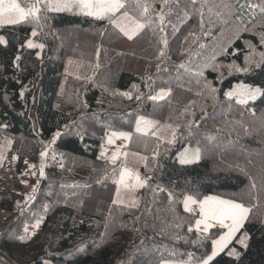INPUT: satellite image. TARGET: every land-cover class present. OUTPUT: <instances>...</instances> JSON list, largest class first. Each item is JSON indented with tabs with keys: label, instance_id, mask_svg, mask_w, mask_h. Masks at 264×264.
<instances>
[{
	"label": "trees",
	"instance_id": "trees-1",
	"mask_svg": "<svg viewBox=\"0 0 264 264\" xmlns=\"http://www.w3.org/2000/svg\"><path fill=\"white\" fill-rule=\"evenodd\" d=\"M223 2L230 11L214 7L221 0H170L163 9V0H147L152 22L132 40L107 20L75 12H46L39 25L0 27L6 41L0 44L2 253L29 264H160L188 260L191 252L190 264L200 263L222 229L198 240L205 234L197 233L183 199L216 195L255 207L210 264H264V92L246 104L225 95L236 83L264 89V66L232 74L227 67H244L253 47L256 59L264 52V13L248 7L262 0ZM128 10L143 22L139 9ZM28 40L44 47L28 48ZM161 89L171 92L157 101L147 98ZM139 117L160 127H150L148 135L136 132ZM110 130L131 133L126 164L147 181L136 189V206L133 200L112 203L125 157L114 165L101 156ZM186 145L199 147L198 161L177 160ZM26 162L35 168L29 176ZM243 233L247 248L235 242ZM231 248L239 259L228 255Z\"/></svg>",
	"mask_w": 264,
	"mask_h": 264
},
{
	"label": "snow or ice",
	"instance_id": "snow-or-ice-1",
	"mask_svg": "<svg viewBox=\"0 0 264 264\" xmlns=\"http://www.w3.org/2000/svg\"><path fill=\"white\" fill-rule=\"evenodd\" d=\"M170 3V0H163V5L167 6ZM191 3L195 5L197 0H191ZM132 6L134 9L140 10V17L144 18L143 22L140 19H137L133 16L128 10L129 7ZM214 7L220 8L223 7L230 11L231 5L228 3H224L221 0L220 5H214ZM248 7L250 9L259 8L261 13H264V0L260 5L249 4ZM151 5L147 3V0H0V27L8 26V25H19L22 23H32L35 22L39 25V22L46 12H75L76 14H82L87 17H91L95 20H107L110 24L114 25L119 29V31L127 37L128 40H132L135 35H137L141 29L145 27L146 24L151 23L152 21L148 17L149 10ZM209 12H212V7H209ZM217 16L222 15V13L217 12ZM201 17H203V12H201ZM46 18V16H44ZM157 18L160 22V31L163 32V24L165 20V14L163 12L157 13ZM201 28H203V19H201ZM32 36H36V29L33 28L31 32ZM6 41L3 36H0V44H4ZM161 43L167 46V40L162 39ZM261 43L264 44V36L261 38ZM26 46L28 48H43V44H34L31 40L26 42ZM200 47H204V45H200ZM225 49H221L223 52ZM165 52L163 50L160 51L159 56L163 57ZM97 57H99V49H97ZM255 48L253 47L248 56L245 57V66L240 67L235 63L228 65L229 74L233 72H250L253 71L254 68H261L264 66V52L259 53V59H256ZM17 60L20 57H16ZM71 63V62H70ZM96 67H99L97 64ZM159 65H157V69H159ZM178 67L184 68L185 65L181 64ZM223 67V66H222ZM149 79H151L149 77ZM135 87V86H134ZM215 91V89H212ZM171 92V89L165 90L161 89L156 95H149L147 98L153 101H157L163 99L168 96ZM264 92V89L259 87H253L248 84H240L234 87L232 92L225 93V95L232 97L235 96L237 98L238 104H246L250 100H255L256 97ZM21 97L24 96V92L20 93ZM127 98L131 99V95L128 93H123ZM137 100L140 99L139 96L136 97ZM159 128L158 123L147 120L144 117H139L136 121V132L143 133L144 135H148V129ZM164 127H171L170 125H165ZM173 138L169 139L167 142L172 143L175 137V130H172ZM60 135V133H56L53 136L52 143H55L56 138ZM151 135L155 136L157 139H160L158 132L153 130L151 131ZM115 139H123L124 141H128L131 139V134L126 132L116 133L113 132L111 136L108 138L107 143L111 144ZM9 143H11L9 141ZM121 147H126V145H121ZM47 155V147L45 151L40 153L41 156V165H40V176L44 175V164L43 158ZM105 155L104 152H101V156ZM129 153L121 152L118 148L114 151L109 158V162L112 164H116L121 156L125 157V161L119 168V177L114 180V183L117 185L116 189V198L113 199L112 203H123L121 198V191L126 190L128 192H134L137 188H143L146 186L147 181L140 179L139 175L133 172L132 169L127 167L126 160ZM200 158V149L197 147L195 149L186 148L184 153L180 156V163L187 164L193 163ZM15 159V158H14ZM53 159H55V155H53ZM146 159V158H141ZM29 167H32L31 165ZM239 167V165H237ZM243 171V169H240ZM115 172V169H114ZM251 180L252 178L249 177ZM251 188L255 189L256 184L253 181L251 183ZM35 191V188L33 189ZM163 191V189H161ZM169 202H172V193H169ZM192 204H197L199 208V219L195 221V229L197 233H204L205 236L199 237L200 239H206L208 230L212 227L219 226L221 229H226L223 234H221L218 238L212 240L211 253L200 259V264H210L214 257H216L219 253L225 251V249L229 248V245L233 242V238L237 236V233H240L244 223L249 219L250 213L252 211V207L246 206L243 202H238L233 199H222L217 196H206L202 200H198L194 198L192 195H186L183 200L184 211L192 213L193 209L190 207ZM132 206H136V201H132ZM45 210L47 209V205L44 206ZM40 220H37L33 225L34 228H38L40 226ZM190 232L192 228L188 229ZM27 231V228H25ZM249 236L247 233H243L239 236V238L235 241L242 248L248 247ZM194 243H196L194 241ZM175 256V253H172ZM228 255L230 257H234L236 259L240 258V252H238L235 248H231L228 251ZM193 257V253H188V260H169V259H161L160 264H190V261Z\"/></svg>",
	"mask_w": 264,
	"mask_h": 264
},
{
	"label": "rangeland",
	"instance_id": "rangeland-1",
	"mask_svg": "<svg viewBox=\"0 0 264 264\" xmlns=\"http://www.w3.org/2000/svg\"><path fill=\"white\" fill-rule=\"evenodd\" d=\"M240 84H242V83H236L232 88H230V89L227 90V93L232 92L233 89H234V87H236V86H238V85H240ZM243 84H248V85H251V86H253V87H258V86H256V85H252V84H250V83H243ZM258 96H259V95H258ZM258 96H257V97H258ZM233 97H235V96H233ZM257 97H256V98H257ZM235 98H236V97H235ZM145 119H147V120H151V121H154V122L157 123V121L154 120V119H152V118H145ZM113 132L120 133V132H126V131H115V130H110V131L107 133V135H106V142H105V145L103 146L101 152H104V153H105V155H104L103 157H104V158H107L108 160H109V158L111 157L112 153H113L114 151H116L118 148L120 149L121 152H126L127 144H128V142H129V140H128V141H124L123 139H115V138H114V142H113V143H111V144L107 143L108 138L111 136V134H112ZM126 133H130V132H126ZM130 134H131V133H130ZM121 145H126V147H121ZM197 147H198V146H196V145H193V146H191V145H186V146H184L183 148H181V149L178 151V153H177V155H176V156H177V160L180 162V156H181L182 153H184V151H185L186 148H188V149L191 150V149H195V148H197ZM198 148H199V147H198ZM122 157H123V156H121V157L119 158L118 161L122 160V159H121ZM14 158H16V157L14 156V157H12V158H7L5 165H6V168H7L8 170H9V168H10V165H12L13 163H15L16 160H15ZM199 159H200V158H199ZM118 161H117V162H118ZM197 161H198V160H197ZM195 162H196V161H195ZM30 165H31L32 167H29ZM128 168L132 169L133 172H135L136 174H138L139 177H140V179L145 180V176L143 175V173L139 172L138 170H136V169H134V168H131V167H128ZM34 171H35V168L33 167V165H32L30 162H26V163H25V166H24V171H23V173H24L25 175L29 176V175L33 174ZM118 177H119V176H118ZM117 179H118V178H117ZM137 189H138V188H137ZM115 198H116V196H115ZM121 198H122V200H123V203L131 202L132 200H134V199L137 198L136 190H135L134 192H128V191H126V190H122V191H121ZM2 227H3V226L1 225V228H2ZM17 261L28 262L26 259H22V258H19V260H17Z\"/></svg>",
	"mask_w": 264,
	"mask_h": 264
},
{
	"label": "crops",
	"instance_id": "crops-1",
	"mask_svg": "<svg viewBox=\"0 0 264 264\" xmlns=\"http://www.w3.org/2000/svg\"><path fill=\"white\" fill-rule=\"evenodd\" d=\"M15 160H16V158H15ZM7 169V168H6ZM209 196H216V195H209ZM217 197H219V196H217ZM220 198H222V197H220ZM222 199H224V198H222ZM184 200V199H183ZM190 207L193 209V212H192V214L193 213H195V212H199V208H198V205L197 204H192V205H190ZM183 208H184V206H183ZM0 214L1 215H5V213L4 212H2L1 210H0ZM200 217H198V218H195L194 219V224H195V221H196V219H199ZM2 219V217L0 216V232H2V228H1V225H3V223L5 222V218H4V221H2L1 220ZM216 227H219V226H216ZM213 228H215V227H212V228H210L209 230H208V233L210 232V230L211 229H213ZM226 231V229H222L220 232H219V234H218V236L216 237V238H218L221 234H223V232H225ZM204 234V233H203ZM238 234V233H237ZM234 239V238H233ZM17 260H19V259H10V258H8L4 253H2L1 251H0V264H29L28 262H22V261H17ZM191 264H200V263H191Z\"/></svg>",
	"mask_w": 264,
	"mask_h": 264
},
{
	"label": "built area",
	"instance_id": "built-area-1",
	"mask_svg": "<svg viewBox=\"0 0 264 264\" xmlns=\"http://www.w3.org/2000/svg\"><path fill=\"white\" fill-rule=\"evenodd\" d=\"M193 217H194V218H198V217H199V212H195V213L193 214Z\"/></svg>",
	"mask_w": 264,
	"mask_h": 264
}]
</instances>
